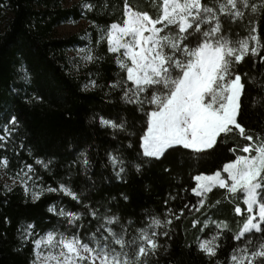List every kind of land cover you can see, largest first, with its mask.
Masks as SVG:
<instances>
[{
    "label": "snow or ice",
    "instance_id": "6c2138e0",
    "mask_svg": "<svg viewBox=\"0 0 264 264\" xmlns=\"http://www.w3.org/2000/svg\"><path fill=\"white\" fill-rule=\"evenodd\" d=\"M110 7L114 5L108 0H83L81 14L108 17ZM154 7L155 16L147 10H136L125 0L119 21L102 26L92 19L98 38L95 43L87 39L69 61L70 70L77 72L103 61L105 57L97 55L96 50L106 43V51L118 69L116 78L105 85L89 71L83 89L107 88L106 96L115 92L120 102L147 116L146 131L140 137L142 158L127 160L121 144L106 152L105 167H111L117 181H124L132 169L142 173L145 165L151 164L161 165L162 172L169 174L165 166L169 151L183 149L207 155L236 133L246 142L242 147L235 142L227 147L236 155L221 169L194 177L196 183L190 192L195 203L185 202L176 212L168 205L178 193L170 192L163 200L166 207L162 212L143 209L139 217L127 220L119 213V205L111 203L115 197L93 200L73 190L70 181L44 186L33 164L22 163L14 179L19 180L26 195L30 193L38 200L45 192L63 193L83 209L71 211L63 205H49V212L67 225L64 232L56 229L38 235L34 223L18 228L22 245L31 239L29 264H153L161 249L167 251V242L174 236L173 222L180 221L186 210L189 215L197 212L203 217L192 219L191 226H200L202 236L196 238V249L208 264H264V128L247 129L243 122L249 93L237 70L246 56L255 58L261 51L258 19H264V0H156ZM241 30L246 35L241 36ZM259 60L264 61V55H259ZM20 73L24 82L30 81L29 69L21 66ZM95 75L99 77V71ZM255 79L249 76L248 83ZM251 106L264 109V95L253 96ZM91 119L101 129L111 130L114 140L129 129L125 117L97 114ZM19 124L16 115L0 124V149L14 144ZM8 164L7 156L0 157V166ZM35 164L50 171L53 162L35 157ZM72 165L87 176L92 168L88 149L81 150L68 165L69 176ZM95 187L92 182L85 191ZM215 188L224 190V199L235 205L237 216L244 213L242 226L230 236L235 243L229 245L224 259H220L224 248L220 237L231 228L226 221L212 218L210 209L219 205V200L206 205L208 194ZM120 197L129 200L125 193ZM85 218H89V228L82 232ZM93 221L95 228H91ZM4 223H9L7 217ZM68 231L72 235H67Z\"/></svg>",
    "mask_w": 264,
    "mask_h": 264
},
{
    "label": "trees",
    "instance_id": "16d2710c",
    "mask_svg": "<svg viewBox=\"0 0 264 264\" xmlns=\"http://www.w3.org/2000/svg\"><path fill=\"white\" fill-rule=\"evenodd\" d=\"M124 2L108 0L110 5H114L108 9V17L85 12L86 19H95L102 26L111 20L119 21ZM155 2L128 0L131 7L147 10L153 16L156 15ZM83 16L79 5L66 7L63 0H0V22L3 21V26L0 23V124L11 115H16L20 121L14 144L0 149V157L9 155L14 167L23 162L33 164L44 186L55 187L61 180L70 181L73 190L84 192L93 200L115 197L111 203L119 205L118 211L125 220L139 217L143 209L162 212L166 207L163 200L170 192L178 193L168 205L176 212L185 202L195 203L196 198L190 192L196 183L194 177L221 169L229 158H235V153L227 151V147L233 142L242 147L246 141L236 133L224 146L215 151L209 150L210 154L207 155H197L183 149L169 151L165 161V166L170 169L169 174L162 172L161 165L151 164L145 165L142 173L132 169L124 181L113 178L111 167H105L106 152L122 144L127 160L142 158L140 137L146 131L147 116L124 105L115 92L106 96L107 88L83 89L89 71L93 73V78L105 85L116 78L118 69L110 58L111 54L106 51V43L96 50L97 55L105 57L103 61L82 67L78 72L70 70L69 49L83 45L85 41L79 34L59 36L55 28L70 20L78 21ZM258 33L261 38L260 53L255 58L246 56L237 66L249 93L243 122L247 129L256 131L264 128V109L251 106L253 96L259 98L264 95V61L259 60V55H264V19H258ZM240 35L246 33L241 30ZM97 38L96 32L92 37L93 43ZM21 66L30 70L29 82L21 79ZM97 71L99 77L95 75ZM249 76H255L253 83H248ZM34 96L42 99L35 100ZM97 114L108 118L125 117L129 124L128 132L119 134V140H114L111 130L101 129L91 119ZM83 149H88L92 168L86 176L76 165H72L69 176L68 165ZM35 157L52 160L51 170L36 165ZM92 182H95V189L85 191ZM120 193L127 194L129 200L123 201ZM217 200L220 204L210 209L212 218L226 221L231 228V232L220 237L224 245L220 259H224L230 251L229 245L235 243L230 236L242 226L244 213L237 216L235 205L224 199V190L219 188L208 194L206 205L214 204ZM240 204L243 209L242 201ZM49 205L57 208L63 205L67 210L83 211L76 201L63 193L45 192L34 200L30 193L25 194L21 185L8 191L0 184V264H29L32 259L31 239L22 245L18 228L34 223L38 235L51 229L65 231L67 225L49 212ZM4 217L8 218L9 223H4ZM198 217L203 219L200 213L189 215L186 210L180 221L173 222L174 236L167 242V251L161 249L158 256L153 258V264L156 260L159 264H208V260L196 249V238L202 236L200 226H191V220ZM83 223L82 232L89 228V218H85ZM95 226L93 221L91 228Z\"/></svg>",
    "mask_w": 264,
    "mask_h": 264
},
{
    "label": "rangeland",
    "instance_id": "374dc122",
    "mask_svg": "<svg viewBox=\"0 0 264 264\" xmlns=\"http://www.w3.org/2000/svg\"><path fill=\"white\" fill-rule=\"evenodd\" d=\"M82 3H83L82 0H63V4L66 7H72L74 5H79V8L82 9ZM83 15L84 16L82 18H80L78 21L70 20V21L64 22V23L56 26V28H55L56 34L59 36H69L72 34H79L81 38L84 37V41H85L84 43L87 42V39H89V38L92 39L94 33H96L97 30L91 25V21L86 19L85 13ZM1 22L0 23L3 26V21H1ZM86 33H87V36L85 35ZM82 46L83 45H75V46L71 47L69 49V56L70 57L75 56L76 55L75 50L82 47ZM3 156H7L8 160H9V164L7 167L0 166V184L5 189L11 188V190H12L16 186L20 185L19 180L14 179V178L17 177V173L21 170L22 163L20 165H17L14 167L11 165V160H10L11 157L7 154H5ZM23 163H25V162H23ZM34 168L36 169V167H34ZM206 175H209V174H206ZM37 183H39V181H37ZM30 187H31V182H30ZM66 228H67V226H66ZM51 230H56V229H51ZM237 230H238V228H236L235 232ZM59 231L64 232V230H59ZM68 232L66 233L67 235H72L71 231H68Z\"/></svg>",
    "mask_w": 264,
    "mask_h": 264
}]
</instances>
